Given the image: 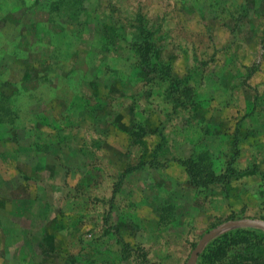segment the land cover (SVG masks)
Masks as SVG:
<instances>
[{"label":"rangeland","instance_id":"obj_1","mask_svg":"<svg viewBox=\"0 0 264 264\" xmlns=\"http://www.w3.org/2000/svg\"><path fill=\"white\" fill-rule=\"evenodd\" d=\"M141 24L176 86L132 55ZM2 60L0 167L30 155L40 189L19 180L18 208L0 196L8 258L186 264L217 225L264 220V0H0ZM231 256L264 264V237Z\"/></svg>","mask_w":264,"mask_h":264},{"label":"trees","instance_id":"obj_2","mask_svg":"<svg viewBox=\"0 0 264 264\" xmlns=\"http://www.w3.org/2000/svg\"><path fill=\"white\" fill-rule=\"evenodd\" d=\"M16 10L17 9H14L13 12ZM13 12L11 11L10 13ZM30 25H32V23H30ZM134 31V40L131 41L130 47L132 55L137 58L140 67L154 73L155 77L159 78L160 81L171 83L172 87L176 86L175 84L178 83V80L171 75L170 65L161 63L158 59L157 42L154 32L145 24L137 26ZM120 35L122 34L118 33L117 37H121ZM121 38L123 39V37ZM123 40L125 41V39ZM10 57L13 61H16V67L13 68V75L10 78L15 81L21 80L24 89L33 88L37 77L35 71H32L34 68L32 67V69H30L27 63L25 65L23 64V62H26L25 58H18L13 55ZM18 62L19 65H17ZM2 63L3 64L0 65V71L10 70L11 73L12 68L9 62L7 60H2ZM9 81L11 80H7V83L3 87H0V95L2 97L6 98L12 93L10 92L12 88L9 87ZM22 130L23 129H18L20 132ZM20 138V140L26 141L22 134ZM6 149V145L0 142V155L6 151ZM2 170L3 169L0 167L1 174ZM260 237H264V230L260 228L239 227L228 230L214 237L204 246L202 251L198 254L195 264H249L245 261L233 259L231 254L238 246L249 244L251 241Z\"/></svg>","mask_w":264,"mask_h":264},{"label":"crops","instance_id":"obj_3","mask_svg":"<svg viewBox=\"0 0 264 264\" xmlns=\"http://www.w3.org/2000/svg\"><path fill=\"white\" fill-rule=\"evenodd\" d=\"M30 157L31 156L29 155L28 157H22V158L20 157L19 159H17V162H15L14 163V166H12L13 167L12 168V172H9V171L6 172L5 170H2L1 171L2 174L0 173V180H3V181H5L6 184H8V185H6L5 188L4 187L1 188L2 191H1L0 196H2V199H4L5 203H8L13 208L14 207L18 208V206H19L18 203H16L15 201H13L16 198L15 196L17 194L25 195V192L24 191L21 192L20 190L19 191L17 190V187L20 184L19 180H21L23 178L25 180V183L28 186H30L32 188V190H37L39 188L37 186L38 184L33 183L31 181L28 183V181H27L28 175H33V173H31V172H33V169H32V166H31V163H30V160H29ZM17 163L21 164L22 167L25 165V167H27L28 170L26 169V170L22 171V169H21L22 167L21 166L18 167ZM45 169H49V167L46 166ZM45 171L48 172V170H45ZM41 173H42V171L39 173L40 176H41ZM37 174H35V176ZM36 177H38V176H36ZM38 190H40V189H38ZM30 193H31V191H29V189H28L27 195L30 194ZM3 197H5V198H3ZM21 198H24V196L19 197V199H21ZM26 199H28V202H31L27 196H26ZM30 199L32 200V203L36 202V198L35 199L30 198ZM41 202H42L43 206H45V207H51V204L50 203H47L45 201H41ZM35 206L38 209H41V206L40 205L37 204ZM53 209H54V207H53ZM51 211H53V210L51 209ZM49 217H51V216L49 215ZM34 220H35V222L38 221L37 224H39L38 226L41 227V226H43V222L46 221V218L34 219ZM34 220L33 219H26V221L28 223H31ZM15 222L16 221L12 222L11 225H10V227H7V229L15 228L14 227V224L17 225V223H15ZM3 239H5L4 236H3ZM7 239H10V238H7ZM4 243H5V241H4ZM7 248H8V246H6V244L4 246H1V248H0V260H1L0 261L1 263L0 264H27V263L24 262L26 260V258H28L27 261H30V259H32V263H30V264H43L42 262L37 261L38 260V257H37L38 255H34V256H32V258H30L28 256L25 257V255H21V253L18 252L19 256L16 255L15 257H13L11 255L8 258L7 257V254H6ZM8 260L11 261V262L8 263ZM44 264H46V263H44Z\"/></svg>","mask_w":264,"mask_h":264},{"label":"water","instance_id":"obj_4","mask_svg":"<svg viewBox=\"0 0 264 264\" xmlns=\"http://www.w3.org/2000/svg\"><path fill=\"white\" fill-rule=\"evenodd\" d=\"M259 227L264 229V220L252 219V218H242L229 220L222 224L217 225L216 227L210 229L208 232L204 233L199 239L198 243L190 252V255L187 259L186 264H195L198 254L202 251L204 246L217 235L237 227Z\"/></svg>","mask_w":264,"mask_h":264}]
</instances>
